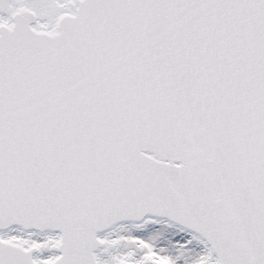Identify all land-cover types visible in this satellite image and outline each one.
I'll use <instances>...</instances> for the list:
<instances>
[{
	"label": "snow or ice",
	"instance_id": "1",
	"mask_svg": "<svg viewBox=\"0 0 264 264\" xmlns=\"http://www.w3.org/2000/svg\"><path fill=\"white\" fill-rule=\"evenodd\" d=\"M0 264H264V0H0Z\"/></svg>",
	"mask_w": 264,
	"mask_h": 264
}]
</instances>
